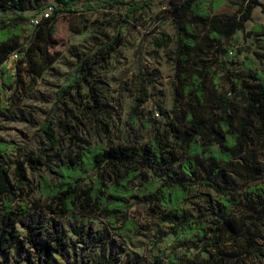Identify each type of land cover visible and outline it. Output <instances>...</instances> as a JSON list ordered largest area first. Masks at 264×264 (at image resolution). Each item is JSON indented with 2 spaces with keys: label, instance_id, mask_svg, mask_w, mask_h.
Masks as SVG:
<instances>
[{
  "label": "trees",
  "instance_id": "obj_1",
  "mask_svg": "<svg viewBox=\"0 0 264 264\" xmlns=\"http://www.w3.org/2000/svg\"><path fill=\"white\" fill-rule=\"evenodd\" d=\"M219 1L161 0L166 8L161 17L170 16L176 32L172 83L175 106L173 118L163 130L153 128L151 120L141 122L139 109L150 98L143 77L141 97L131 119L133 126L155 130L149 144L133 148L124 143L91 141L81 134L77 110L89 117L106 138L113 126V113L103 102L109 88L99 73L107 70L112 55L124 44L125 37L120 32L104 45L75 55L76 76L60 88L53 108H61L64 120L46 119L39 126L49 147L42 152L44 162L18 158L4 163L10 144L0 140L3 262L14 248L21 251L26 264H48L53 255L68 262L60 219L78 212L106 221L101 231L91 228L85 232L83 227L77 231L85 252L80 264H90L97 245L140 230L132 213L137 203H143L150 216H159L171 225L168 232L160 233L161 239L168 235L199 237L202 244H196V248L209 252V258L189 264H249L250 258H264V158L260 156V150H264V68L256 67L257 61H264V52H254V61L246 60L245 66L253 73L246 77L232 72L224 59L237 33L246 31L253 11L261 8L264 13V4L260 0H242L234 15L211 16L209 6ZM102 4L129 6L130 13L143 10L145 5L132 0H99L86 4V8L98 10ZM76 6L75 0H57V5L41 8L36 7L34 0H0V13L14 14L0 17V67L15 54L23 56L16 61L15 74L1 77L0 93L24 89L23 72L37 81L51 68L60 55L50 52L59 45L55 21L63 14L80 13ZM49 8L50 15H43L32 36L25 37L23 23L31 21L26 14L33 11L38 16ZM253 35L264 45L263 24H255L245 32L247 38ZM171 42L163 34L155 45L163 48ZM221 73L230 91L214 95L210 104V85L214 92L218 90ZM66 98H79L82 105L71 108L66 105ZM51 151L56 154L50 155ZM201 161L208 162L202 166V178ZM41 165L50 176L35 181L30 171L36 172ZM197 187L223 197L220 206L206 200L213 213L211 226L202 221L203 214L193 218L184 211V203ZM244 187L240 198L238 194ZM49 216L58 219L51 217L46 221ZM117 258L116 252L113 259ZM176 262L175 256H170L169 264Z\"/></svg>",
  "mask_w": 264,
  "mask_h": 264
},
{
  "label": "rangeland",
  "instance_id": "obj_2",
  "mask_svg": "<svg viewBox=\"0 0 264 264\" xmlns=\"http://www.w3.org/2000/svg\"><path fill=\"white\" fill-rule=\"evenodd\" d=\"M80 13L63 14L55 21L56 35L59 45L50 50L58 52L59 58L47 70L40 79L32 81L23 72L25 80L24 89L14 88L0 93V140L10 144V149L4 153L3 162L38 160L41 163L46 160L42 154L49 147L39 126L46 119L64 120L63 111L57 108L53 111L57 100V94L61 87L69 83L70 79L76 76L77 61L75 55L87 53L92 49L100 47L106 41L119 32L125 37V42L112 55L107 70L100 72L99 76L108 85L109 91L104 94V104L111 109L113 115V126L108 137L98 131L93 121L80 114L84 138L91 141L97 139L114 144L124 143L133 148H141L150 143L155 130L147 129L141 125L133 126V109L141 97L142 79L146 78V86L150 93L147 103L140 107L141 122L151 120L156 130L165 129L168 122L173 118L172 110L175 106L172 83L174 80L173 57L175 51L176 32L172 18L161 17L165 6L161 0H132L137 3H144V9L136 13L128 11L129 6H108L102 4L98 10L86 8L88 3H96L99 0H75ZM130 1V0H127ZM264 4V0H260ZM242 0H220L209 6L211 16H232L236 13ZM37 8L47 5H57V0H34ZM234 4L235 6L231 5ZM47 13L34 16V12H28L26 16L31 21L23 23L25 37H31L35 23ZM12 13H0V17H13ZM255 24L264 25V13L261 8H256L252 14V21L246 23V31L252 30ZM245 32H238L228 46V54L224 57L232 72L246 77L252 74L245 66L246 60L254 61V52H264V45L261 44L257 35L247 38ZM167 35L172 42L163 48H157L156 40L161 35ZM17 58H11L6 64L0 67L1 77L15 74L16 61L22 59V54ZM257 68H264V61H257ZM25 69V65L23 67ZM219 88L214 92L210 85L209 103L214 95L226 94L230 91V85L221 73ZM87 91H83V102ZM79 98H66V105L71 108L81 106ZM178 110L182 109L181 103L177 104ZM140 122V123H141ZM139 123V124H140ZM57 131L58 128L55 127ZM56 154L51 151L50 155ZM261 158H264V150H260ZM208 162L201 161L199 176L204 177L202 166ZM31 177L38 181L40 178L49 177L50 173L44 166H39L36 172L30 171ZM235 181L242 184V180L235 177ZM246 187L238 194L243 198ZM39 198V193L35 195ZM222 196L217 192L205 187H197L184 203L183 208L188 217L197 218L203 214L202 221L208 222L211 226L213 213L208 207L206 200H212L214 205L220 206ZM225 209H223L224 211ZM169 212L165 210V213ZM132 213L140 223V230L134 233H126L115 237L102 245H97L91 253L90 264H169L170 256H175V264H189L190 261L209 258V252H201L196 244L201 245L197 235L182 236L176 238L168 235L161 239L160 233L168 232L171 225L162 222L159 216H150L147 207L143 203H137ZM58 219L56 216H49V219ZM61 228L67 243L69 261H65L58 255H53L48 264H80L81 258L85 257L82 245L79 243L77 231L83 227L85 232L93 228L94 232L101 231L105 220L97 215L84 216L80 213L69 214L60 219ZM264 244V242H263ZM118 258L113 259L114 253ZM6 260V261H5ZM16 260L20 262L17 263ZM0 258V264H26L23 261V254L14 248L10 255L4 259ZM249 264H264V258L248 260Z\"/></svg>",
  "mask_w": 264,
  "mask_h": 264
},
{
  "label": "built area",
  "instance_id": "obj_3",
  "mask_svg": "<svg viewBox=\"0 0 264 264\" xmlns=\"http://www.w3.org/2000/svg\"><path fill=\"white\" fill-rule=\"evenodd\" d=\"M50 13H51V8H49V9L47 10V13H46L44 16L48 17V16L50 15ZM35 24H37V22H36ZM12 57H13V58H17L18 56L15 54V55H13Z\"/></svg>",
  "mask_w": 264,
  "mask_h": 264
}]
</instances>
